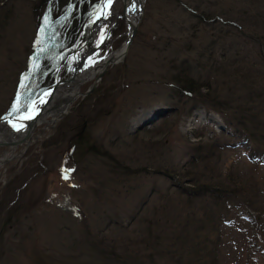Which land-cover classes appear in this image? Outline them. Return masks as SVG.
<instances>
[{"label": "rangeland", "instance_id": "374dc122", "mask_svg": "<svg viewBox=\"0 0 264 264\" xmlns=\"http://www.w3.org/2000/svg\"><path fill=\"white\" fill-rule=\"evenodd\" d=\"M34 3L0 0V121L10 115V99L29 63L27 48L38 28ZM133 3L139 25L123 59L110 64L93 88L95 80L83 83L56 122L37 125L31 138L17 147L0 146V264H135L122 258L112 261L111 248L118 254L138 251L143 263L146 255H154V264H166L164 246L177 234L178 215L184 222L190 209L182 199L183 204L169 201L180 198L177 186H189L198 172L196 178L229 183L240 175L245 181L237 182L249 189L251 179L264 178V166H250L244 158L252 144L240 145L239 135L219 114L183 102L169 82L183 66L204 81L214 57L229 64L237 49L249 43L241 44L235 36L221 40V26L198 22L191 10L231 15L246 9L251 14L258 10L253 1L143 0L142 9ZM257 3L264 15V0ZM107 5V19L92 27L93 33L100 31L101 41L92 61L121 49L128 35L122 0H107ZM232 7L236 12H229ZM262 21L249 24L248 31L264 33ZM86 42L79 60L93 39ZM253 48L258 50V45ZM249 56L244 65L255 61L253 68L264 71V63H256L258 53L249 51ZM63 91L69 92V87ZM31 106L40 107V99ZM73 136L80 140L72 153L68 145L75 143ZM215 141L235 143L234 150L225 146L219 153L210 151L211 157L193 168L197 174L190 167L181 170L198 153L197 146L203 157L206 150L201 145ZM165 168L175 170L174 177L164 176ZM192 200L191 209H199L202 202ZM167 202L173 204L165 213ZM235 208L222 219L224 258L227 264H246L243 256L255 238L251 239L247 212ZM251 254L252 264H264L262 251Z\"/></svg>", "mask_w": 264, "mask_h": 264}, {"label": "trees", "instance_id": "16d2710c", "mask_svg": "<svg viewBox=\"0 0 264 264\" xmlns=\"http://www.w3.org/2000/svg\"><path fill=\"white\" fill-rule=\"evenodd\" d=\"M252 1L255 10H258L251 14L246 9L236 12L233 7V10L229 12L236 13L231 15L223 10H218V15L198 13L197 8L191 10L198 14V22L210 21L214 26L216 24L218 27L221 26L223 33L220 36L221 40L224 41L235 36L241 44L245 41L249 43L243 44L242 47L240 43L236 45L237 48L239 46L241 48L237 49L239 52L229 64L222 65V61H215L214 57L213 64L209 66L210 70L205 75L204 81H202V75L194 76L187 67L183 66L184 69L172 75L169 82L174 87V94L184 98L183 102H189L193 106L202 105L219 114L227 128L239 135L240 145L248 146L251 143L252 147L244 158L248 165L259 167L264 166V71L257 68L258 66L253 68L255 61L249 66L244 64L250 60L249 51L258 53L260 59L256 63H264V33L258 35L248 31L249 24L253 26L254 23L262 20L264 22V15L262 8L257 6V0ZM33 2H35L34 7L36 5L37 12L34 20L38 28L36 36L27 48L28 66L22 71L20 83L16 87L14 96L10 99L9 109L7 108V113L10 115L25 111L34 100L48 92L58 80L65 79L70 75L74 64L84 52L83 44L90 34L92 21L103 0H33ZM227 17H233V19L228 20ZM216 42L217 38L212 41V45H215ZM256 45H258V50L253 48ZM247 47L249 51H247ZM207 67L208 65H206ZM72 139H76V141L73 142L74 144L70 142L68 148L72 147L73 153L74 147L80 139L79 136H73ZM201 146H205L206 155L203 157L199 155L202 154L199 152L202 148L197 146L198 153L192 155L191 159L181 167V170L184 171L190 167L191 171L196 173L193 170L197 167L196 163H203L205 159L211 157L207 153L210 151L211 155L219 153V149L225 146L232 151L235 143L219 145L215 141ZM89 149L95 153L93 146H90ZM162 170L164 176L174 177L175 170L169 169L168 171L167 168ZM198 175L199 172L196 176L190 177L189 186L180 184L176 187V193L180 198L177 197L174 201L169 199L175 204L182 203V199L185 203H182L183 206L190 209L188 208L184 222H182L181 214L178 215V231L173 238L174 241L168 242L167 247L164 246L165 255L168 256L166 264H227L224 258L227 254V247L222 245V228L224 229V226L221 225L222 219H225L230 213L231 207L240 208L239 210L244 209L250 218L248 221L250 235L251 239L255 238V241L247 248L248 251L244 254L242 261L252 264L255 258L251 252L262 251L264 253V178L251 179L249 184L252 187L249 189L243 183L237 182L238 179L245 181L240 178V175L230 178L232 179L231 183L219 179L217 181L209 180L208 178H205V181L201 177L196 178ZM231 177L233 176L231 175ZM192 199L202 202L199 209L198 207L191 209V203L194 202ZM173 203L167 202L163 207L165 213L172 209L170 205ZM212 205L221 207L223 211L213 209ZM198 211H202L203 215ZM197 215L199 216L197 217ZM187 216L189 221H187ZM8 220H10V215L7 217ZM200 226L203 233H200ZM110 253L111 260L114 262L115 260L118 262L122 258L123 261L128 259V263L133 261L135 264H154L155 259L154 255H146V261L143 263L142 257L135 250L118 254L115 249L111 248ZM255 262L258 261L255 260ZM99 264L103 263L99 262Z\"/></svg>", "mask_w": 264, "mask_h": 264}, {"label": "bare ground", "instance_id": "6f19581e", "mask_svg": "<svg viewBox=\"0 0 264 264\" xmlns=\"http://www.w3.org/2000/svg\"><path fill=\"white\" fill-rule=\"evenodd\" d=\"M135 1H137V0H135ZM101 5H102V3H101ZM136 6H137V4H136ZM136 6L134 7V10L132 12L125 14V16L128 19H132L131 21H133V22H136V20H134L135 19L134 13H135ZM130 8H131V6H130ZM103 11L104 10H102L101 6H100L98 13L102 14ZM106 15H107V9H105V16ZM118 15H116V18ZM121 17L124 18L122 16V14H121ZM105 19H107V17ZM116 22L117 21H115V23ZM95 26L97 27L98 23H96L94 25V27ZM93 32H92V36H88V38L86 40V41H89L90 39H93L92 45L90 46V48L87 50V52L82 56V58L78 61L77 65L75 66L73 79L76 82L77 81H85L87 79V77L90 74H92V72L99 70V66L104 61H107L109 58L114 57L116 60H118L119 56L121 55V53L124 49V46H123L121 49H118L116 51H111V52L107 53L106 55L102 56L101 58H97V60L92 61V59H90V57L97 50V48L101 42L99 40V32L100 31L98 33H93ZM86 41L83 44L84 48L87 46V43H88ZM98 56H99V54H98ZM90 80H92V79H90ZM82 84L83 83H81L79 87H81ZM66 86L69 87V92L63 91V89ZM79 87H77V85L72 84V83H68V85H65V86H58L56 91H55V96H53V100L51 101V103L48 104L44 113L39 115L40 117L37 119V121H38L37 125H39L41 123L50 124V123L56 122L59 119V117L65 113V111L68 109L69 105L74 101V99H76L77 94L79 92L78 91ZM33 111H34V109H31L30 112L25 113V116L9 115L8 117H6L2 121H0V140H6V141H17V140H19V138H21V136L23 135L22 129L24 126L25 127L27 126L26 124L28 123L29 118L31 119V115H32ZM7 122H11L10 126H8L6 124ZM11 127H12V129H11ZM24 142H26V141L21 142V144ZM2 162H3V159H0V164Z\"/></svg>", "mask_w": 264, "mask_h": 264}, {"label": "water", "instance_id": "95a60500", "mask_svg": "<svg viewBox=\"0 0 264 264\" xmlns=\"http://www.w3.org/2000/svg\"><path fill=\"white\" fill-rule=\"evenodd\" d=\"M133 1L134 0H122V3H123L122 16L124 17V19H125L124 21H125L127 27L129 28V30H128V35H127V38L125 40V43L123 44L124 49H123L121 55L119 56V59L116 60L114 57H111L107 61H104L99 66V70H96V71L92 72V74H90L85 81H77V82L74 81L73 74H74V71H75V66H76L75 65L73 67V69H72V72H71V75L69 76V78L57 81L56 84L49 91L48 95L41 100V106L33 111L32 115H31V119L29 118V121L26 124L27 126L23 127V129H22L23 130V135L21 136V138H19V140H17V141L0 140V146L17 147L18 145L21 144V142L26 141L27 139H29L31 137L32 131L37 126V123H38L37 119L40 117L39 115L44 113V111L46 110L48 104L51 103V101L53 100V96H55V91H56L58 86H61L62 84L68 85V83H72V84L77 85V87H79L81 83L88 82L90 79H92V80H95V81L92 83L90 88H93L96 85V82L102 76V74L107 70V67L110 64L116 63L117 61H119L125 55V53L127 52V50L129 48V46H130L135 34H136L137 27L139 25V21L133 22V21H131L132 19H128L125 16V14H128V13L132 12V10L130 9V6L133 4ZM137 3L140 5L139 7L142 9L143 0H137ZM106 6H107V2H106V0H104L102 5H101V9L104 10V11L95 21L100 20V19L105 17ZM80 94H82V93H80ZM83 94H85V93H83ZM18 116H25V115L24 114H20Z\"/></svg>", "mask_w": 264, "mask_h": 264}, {"label": "snow or ice", "instance_id": "6c2138e0", "mask_svg": "<svg viewBox=\"0 0 264 264\" xmlns=\"http://www.w3.org/2000/svg\"><path fill=\"white\" fill-rule=\"evenodd\" d=\"M109 3H111V0H109ZM17 100H19V97H17ZM15 108V105H14ZM65 179H67V176H65Z\"/></svg>", "mask_w": 264, "mask_h": 264}]
</instances>
